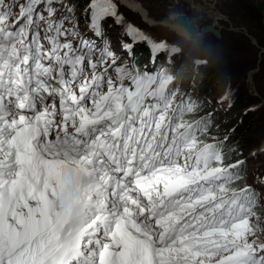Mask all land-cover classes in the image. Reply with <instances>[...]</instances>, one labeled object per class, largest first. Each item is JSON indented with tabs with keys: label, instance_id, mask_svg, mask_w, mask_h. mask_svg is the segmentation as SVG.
<instances>
[{
	"label": "snow or ice",
	"instance_id": "snow-or-ice-1",
	"mask_svg": "<svg viewBox=\"0 0 264 264\" xmlns=\"http://www.w3.org/2000/svg\"><path fill=\"white\" fill-rule=\"evenodd\" d=\"M141 42L155 66L116 0H0V264H264V148L137 67Z\"/></svg>",
	"mask_w": 264,
	"mask_h": 264
},
{
	"label": "rangeland",
	"instance_id": "rangeland-1",
	"mask_svg": "<svg viewBox=\"0 0 264 264\" xmlns=\"http://www.w3.org/2000/svg\"><path fill=\"white\" fill-rule=\"evenodd\" d=\"M133 1H136L138 4L141 3L147 15L153 18L157 23L149 24L143 21L147 17L143 16L141 14L142 12L133 10L130 5L121 2V0H116L117 4L122 8L121 11L128 16L127 22L133 23L136 26H146L155 33L156 37L151 35L149 38L157 45L160 54H162V56H160L162 58L161 61L168 60L169 57L166 58L163 55L169 52L168 46H170L171 52L176 50L177 52L180 51L186 54L188 61L193 63V70L196 73H200L198 71L199 68H204L202 73L207 77L205 85L208 95H203L202 101L206 103L204 104L206 111L216 110L219 112V116L223 115L222 113H225L223 108L226 103L220 104L218 96L229 88L231 90L233 89V87L227 85V77H218L216 72L221 75L225 73L233 77L237 86V89L234 90L236 91V96H240L243 107L240 111H237V113H232L234 116L232 120L234 121L237 118L238 121L240 116L244 119L243 122H246L245 125L239 124L237 127H242L238 133L239 135L237 134L236 137L237 145L245 151V154H247L249 150L255 151L263 148L264 0L255 2L258 4L256 11L252 10L255 0H212L211 2H213L215 8L227 17V19L223 17L219 18V22L216 24L221 32L220 38H216L210 32L203 31L205 26L214 24L209 14H201L202 19L199 20L198 24L200 33L197 34H201L200 36H196L195 34H193L195 36L192 37L180 35L166 25L167 23L175 21V13L180 15L184 13L189 17H194L196 12H193L192 6H194V4L198 5L197 3L193 4L188 0ZM195 1L199 2V0ZM200 4L202 6L204 5L202 3ZM198 8H200L199 5L197 6V9ZM116 30L117 27L113 25L111 28L106 29V34L111 35L113 39H115L114 42L117 43L120 33ZM114 48L119 49V45H116ZM181 56L180 54L177 58L179 63L181 62ZM149 58L150 56H148L146 65L151 71L155 69L156 61L155 66H153ZM190 63H187L186 66H189ZM170 65H173V61H170ZM189 68L190 70L192 69V64ZM210 69L211 71L208 72ZM209 80L213 82V86L207 85ZM192 84L186 87L187 91L193 88ZM182 87L183 90L184 84H182ZM183 93H186L185 90ZM216 95L218 96L215 97ZM247 113L248 115H246ZM240 122L241 120L238 121V123ZM249 166L250 168L254 166L260 168V170H264V157L249 160ZM261 220H264V210L259 209L258 212L255 211L252 214L250 221L255 232L257 229L256 235L258 236L264 235V232L261 231V227L258 224V221Z\"/></svg>",
	"mask_w": 264,
	"mask_h": 264
},
{
	"label": "trees",
	"instance_id": "trees-1",
	"mask_svg": "<svg viewBox=\"0 0 264 264\" xmlns=\"http://www.w3.org/2000/svg\"><path fill=\"white\" fill-rule=\"evenodd\" d=\"M259 0H255L253 3H254V5L252 6V10H254V11H256L257 10V8H258V4H256L255 2H258ZM119 10H120V12H122L123 13V11H121L122 10V8L119 6ZM263 10V9H262ZM123 15L125 16V20H126V22H127V19H128V16H126L124 13H123ZM129 20H131V19H129ZM138 28H140L141 30H142V32H144L148 37H151V35H153L154 37H156L155 36V33H153L152 31H151V29L150 28H148V27H146V26H138ZM143 45H146V43H144L143 42ZM143 47H145V46H143ZM143 50H145V48L143 49ZM143 50H138V52L136 51L135 52V63H136V65L140 68L144 63H145V61L147 60V56H146V53H144L143 52ZM182 56V58H181V62L180 63H177L171 70H165L164 72H163V74H162V76L163 77H165L166 79H167V81H168V91H170L173 87L174 88H176L177 87V85L178 84H183V82L184 81H186V82H184V85L185 86H187L188 84H190L192 81H193V84H194V86H195V88L191 91V93H187L188 94V99H190V100H192L193 102H197V100H198V104H200V105H202L203 106V109L206 111V109H205V105L202 103V102H200L199 101V98H200V96L201 97H203V95L204 96H207L208 94H207V90H206V85H205V83H206V79H207V77L206 76H204L203 75V73H202V70L204 69V68H199L198 69V71L200 72V73H196L194 70H193V63L191 62H189L188 61V57L186 56V54H184V53H180ZM187 63H190L189 64V66L187 65L186 66V64ZM191 64H192V69L190 70V66H191ZM159 65H161V64H158V66ZM158 66H157V68H158ZM178 66V67H177ZM180 68V70L179 71H176L177 69H179ZM206 68V67H205ZM165 69V68H164ZM156 71H158V69H156ZM209 71H211V69L210 70H208V72ZM213 72H216L215 70H212ZM178 72V73H177ZM216 74H217V76L218 77H223V78H225V77H227V85H229L230 87H233V89L231 90L228 86V88L230 89V93H229V99L225 102L226 103V105L224 106V110H225V113H227V115H225V113H223L224 115L223 116H218L217 117V119L220 121V123L222 122H224V124H227L229 127H232V128H237L238 126H239V124H243V125H245L246 124V122H243L244 121V119L243 118H241L240 116H239V118H238V121H240L241 120V122L240 123H238V121H237V118L233 121L232 120V118L234 117L233 116V112L235 113H237V111H240L241 109H242V107H243V103H242V101H241V98H240V96L238 97V96H236V91L234 90V89H237V86H236V84H235V82H234V79H233V77L232 76H228V74H223V75H221L220 73H218V72H216ZM171 78H173V79H171ZM213 82L211 81V80H209V83L207 84V85H211V86H213L214 84H212ZM179 88H181V87H179ZM226 91V90H225ZM224 91V92H225ZM181 92H182V90H181ZM223 92V93H224ZM222 93V94H223ZM222 94H220L219 96L218 95H216L215 97H217L218 96V98L220 99L221 98V95ZM211 96V95H210ZM209 96V97H210ZM203 99V98H202ZM206 104V103H205ZM224 104V103H223ZM228 106V107H227ZM229 108L231 109L230 111H229ZM246 115H248V113L246 114ZM225 116V117H224ZM237 117V116H236ZM226 119H228V121H230L231 120V123H227L228 121L226 120ZM221 123V124H222ZM231 125V126H230ZM241 128L242 127H239V128H237V131H236V134H235V137L233 138V140L231 141V145L234 147V146H236L237 145V140H236V137H237V134L239 133V131L241 130ZM239 135V134H238ZM235 141V142H234Z\"/></svg>",
	"mask_w": 264,
	"mask_h": 264
},
{
	"label": "bare ground",
	"instance_id": "bare-ground-1",
	"mask_svg": "<svg viewBox=\"0 0 264 264\" xmlns=\"http://www.w3.org/2000/svg\"><path fill=\"white\" fill-rule=\"evenodd\" d=\"M187 1V0H186ZM188 1H190L191 3H197L198 5H199V7L200 8H198L197 9V6L198 5H196V4H194V6H192L193 7V12H196V14H195V16L194 17H189L187 14H184V13H181V16H183V17H185L186 19H187V21L188 22H192V23H194V25L196 26V31L193 33V34H195L196 36H200V35H197L198 33H200V29H199V26H198V24H199V20H201L202 18H201V14H209L210 15V17H211V19L213 20V22H214V24H212L215 28H217L218 26L216 25V24H218V22H219V18H221V17H223V18H225V19H227V17L225 16V15H223V14H221L216 8H215V6H214V4H213V2H211L212 0H199V2L198 1H195V0H188ZM121 2H124L125 4H128V5H130L131 7H132V9L133 10H137V11H139V12H142L141 14L143 15V16H145V17H147V18H149V19H147V18H145V20H143V21H145V22H147V23H149V24H156L157 22L153 19V18H151L149 15H147V12H146V10H145V8L143 7V6H141L142 4L140 3V4H138L136 1H133V0H121ZM123 3V4H124ZM200 3H202V4H204L203 6L200 4ZM207 6H208V8H207ZM133 15V14H132ZM180 17V14H178V13H175L174 14V22H171V23H167L166 25L168 26V27H170L172 30H174L175 32H177L178 34H180V35H185V36H187V37H192V36H195V35H193V34H187V32H186V30H185V28H184V26L182 25V23L178 20V18L177 17ZM124 18H125V16H124ZM162 24V23H161ZM163 25V24H162ZM204 31V30H203ZM204 32H206V31H204ZM211 33V32H210ZM220 34H221V32H220ZM125 40H127V38H124ZM116 40H117V38H116ZM160 42V41H159ZM143 44V42H141V43H137L136 45H135V47H134V52L135 51H137L138 52V49L136 48L138 45H142ZM149 49V48H148ZM168 50H169V52L168 53H164V57H169L168 58V60L166 59V64L168 65L167 66V69H169L170 68V61H173V63H179L178 62V56L180 55V51H176V50H174V51H172L171 52V47L170 46H168ZM180 52V53H179ZM146 56H150V49H149V52H147L146 53ZM161 57H160V55H158L157 56V58H156V60L157 59H160ZM162 59V58H161ZM163 66L162 65H159L158 66V73L159 72H162V70H163ZM180 70V68L179 69H177L176 71H179ZM157 74V73H156ZM161 74H159L158 76H160ZM171 79H173V78H171ZM179 87H182V84H178L177 85V87L176 88H172L171 90H170V92H174L175 94H176V97L178 98L179 96H182L180 93H181V88H179ZM202 98L203 97H201L200 96V98H199V101L200 102H202L203 104H205V101H202ZM197 102H198V100H197ZM226 105V104H225ZM228 107V106H227ZM223 114V113H222ZM224 115V114H223ZM223 115H221V116H223ZM225 117V116H224ZM227 121H228V119H226ZM231 121V120H230ZM222 123V122H221ZM228 123V122H227ZM222 124H224V122L222 123ZM229 124V123H228ZM231 126V125H230ZM229 128V127H228ZM232 128V127H231ZM259 209L260 208H257L255 211H259Z\"/></svg>",
	"mask_w": 264,
	"mask_h": 264
},
{
	"label": "water",
	"instance_id": "water-1",
	"mask_svg": "<svg viewBox=\"0 0 264 264\" xmlns=\"http://www.w3.org/2000/svg\"><path fill=\"white\" fill-rule=\"evenodd\" d=\"M177 18L184 26L187 34H193L196 31V26L194 25V23L188 22L187 19L181 15ZM203 30L206 32H211L216 38L221 37L220 30L218 28H215L212 24L205 26Z\"/></svg>",
	"mask_w": 264,
	"mask_h": 264
},
{
	"label": "clouds",
	"instance_id": "clouds-1",
	"mask_svg": "<svg viewBox=\"0 0 264 264\" xmlns=\"http://www.w3.org/2000/svg\"><path fill=\"white\" fill-rule=\"evenodd\" d=\"M264 148V147H263ZM261 221H264V220H261ZM256 234H257V229H256V232H255Z\"/></svg>",
	"mask_w": 264,
	"mask_h": 264
}]
</instances>
